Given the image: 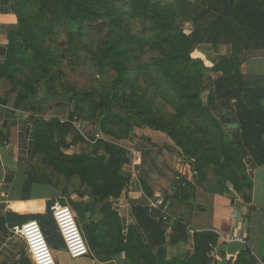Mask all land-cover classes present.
Wrapping results in <instances>:
<instances>
[{
  "label": "trees",
  "instance_id": "trees-1",
  "mask_svg": "<svg viewBox=\"0 0 264 264\" xmlns=\"http://www.w3.org/2000/svg\"><path fill=\"white\" fill-rule=\"evenodd\" d=\"M188 1L192 3L189 8L180 0H2L17 23L8 30V44L0 48V101L6 100L15 109L38 115L41 111L38 87L45 84L54 91L63 60L78 56L83 50L98 73L113 72L111 101L120 102L140 125L145 122L144 126L164 134L172 142L173 152L195 158L196 168L192 171L196 172L200 186L212 183L211 170L218 190L210 191H250L252 180L244 157L225 147L224 134L220 133L215 148L210 147L198 129L186 121L202 125L210 116L201 97L208 73L234 72L242 79L238 72L242 62L264 54V0ZM187 23L192 27L186 26ZM201 43L211 44L214 49L222 43L231 44V54L221 57L213 66H206L203 60L191 55ZM150 71L163 79L173 113L156 106L147 90L138 86L140 76ZM218 90H223L220 97L226 101L237 100L238 111L227 124L237 123L238 128L225 127L226 131L239 134V145L250 155L253 164H264V105L261 104L264 88L243 81L233 88L219 86ZM66 96L69 104L74 105L67 121L30 116L34 124L33 153L41 151L42 161L52 166L58 176L78 177L80 184L88 188L87 196L92 199L89 206L101 213L96 223H84L88 205L75 202L65 189L61 188L62 198L58 200L72 210L83 237L98 243L107 234L109 245L114 247L112 253L124 252L127 264H208L217 241L212 231L192 230L187 223H176L171 242L191 236L194 253L183 260H166L153 252L164 243L162 213L156 219L147 207L135 205L131 210L134 221L124 224L125 210L112 201L120 198L129 180L123 170L129 162L127 151L109 140L99 139L89 151L63 152V148L76 144L66 136L78 120L79 112L88 105L93 112L97 109L87 91L71 89ZM214 99L210 92L209 106ZM104 111L101 128L106 134L110 132L104 128L111 124L125 123L126 135L140 128L128 122L127 117L110 112L108 104ZM213 123L215 129L220 128L217 120ZM55 131L59 135L55 136ZM79 138L83 141L80 134ZM0 141L5 142L1 136ZM30 166L24 182L26 188L32 183H52L33 162ZM182 182L188 185L187 180ZM243 198L249 200V194ZM34 220L52 248L46 227ZM49 225L63 244L52 217ZM97 229L100 232L96 235Z\"/></svg>",
  "mask_w": 264,
  "mask_h": 264
},
{
  "label": "crops",
  "instance_id": "crops-1",
  "mask_svg": "<svg viewBox=\"0 0 264 264\" xmlns=\"http://www.w3.org/2000/svg\"><path fill=\"white\" fill-rule=\"evenodd\" d=\"M180 2L187 8L192 5L188 0ZM16 23L15 15L0 0V48L8 44V30ZM187 26L191 28L192 24L187 23ZM194 53L214 65L219 58L230 56L231 44L222 43L213 49L211 44L201 43L195 47ZM238 72L242 79H246V85L264 88V54L245 59ZM0 136L5 140L4 143L0 141V264H33L23 238L12 228L34 219L46 227L50 248L58 264H127L124 252L112 253L114 247L109 245L107 234H103L98 243L84 237L88 255L73 259L67 254L58 234L49 225L51 217L45 213L46 200L62 198L61 188L54 183H32L29 189L25 187V178L33 162L34 124L27 112L15 109L6 100L0 101ZM133 141L138 147L128 148L137 153L136 164L131 166L127 154L129 162L125 165L127 170L125 166L123 170L129 180L120 198L112 203L125 210L122 216L125 225L134 221L131 210L135 205L147 207L156 219L162 212L167 214L168 219L162 224L164 243L153 250L156 256L183 260L194 253L191 236L171 242L172 231L167 226L174 227L180 222L187 223L192 230L216 233L217 241L209 254L208 264H232L234 261L264 264V164L251 163L252 186L247 191L249 200H246L231 192L210 191L200 186L196 172L190 170L184 157L173 152L172 142L163 134L150 129V137L145 143ZM132 168L137 180L130 183ZM183 179L188 185H184ZM87 194L80 196L76 193L71 198L88 205L84 220L88 225L98 222L101 213L89 206L92 199ZM155 196L163 199L162 208L150 205L149 199ZM98 232L95 230L96 235ZM236 236L243 237L246 243L232 239Z\"/></svg>",
  "mask_w": 264,
  "mask_h": 264
},
{
  "label": "rangeland",
  "instance_id": "rangeland-1",
  "mask_svg": "<svg viewBox=\"0 0 264 264\" xmlns=\"http://www.w3.org/2000/svg\"><path fill=\"white\" fill-rule=\"evenodd\" d=\"M80 52L81 54L78 56H69V58L63 60L60 69V78L55 81L56 87L54 91H50L45 84H41L38 87V100L41 106L40 113L38 115H34L32 112L27 113L34 119L41 118L46 120L67 121L70 117V112L74 110L73 103L69 104L67 101V92L71 89L77 91H87L92 95V100L97 106V109L93 112L91 106L88 105L84 108L83 112H79L78 120L73 122L70 132L66 136L68 140H74L76 144L68 149L63 148V152L73 154L92 149L90 144H87L79 138V133L75 127L77 122H84L85 125H88L92 130H98L103 139L113 142L125 151L127 150L126 147L136 149V147H138L137 142L133 143V140H139L140 142L145 143L146 138L150 137V127L144 126L145 122H143L144 125H140L135 115H128L127 109L125 107L122 108L119 105L121 104L120 102H116L114 100L111 101L112 94H114L113 87L111 86V81L114 77L113 72H106L103 74L98 73L86 52H83V50ZM191 55L193 58L199 59L194 51ZM201 60H203L206 66L210 67V61L205 59ZM243 81H246V79H240L236 74H234V72L228 75H218L213 72L208 73L204 80L201 97L203 104L209 108L210 116L202 125L198 122H192L191 120L186 121V123L188 125L190 124L193 128L198 129L197 132H199L205 140H208V145L213 148H215L216 144H218L220 133H223L225 147L233 154L244 157V164L247 173L250 175L249 169L252 163L251 157L249 154L245 153L243 148L239 145L241 141L239 134L226 131L225 128V125L229 120H234V115L238 111L237 100L232 98L229 101H226L224 98L220 97L223 90H218L219 86L233 88L238 86L239 83ZM138 86L147 90V93L153 98L156 106H160L163 111L170 114L174 112L165 83L155 72L150 71V73L141 75ZM210 92L215 95V99L213 104L209 106L208 94ZM106 104H108V110L110 112H116L127 117L128 122H132L140 126V128H135L134 134L129 133L126 135L127 125L125 123H118L114 125H107L104 129L108 130L110 134L104 133L101 128V121L106 114L104 111ZM213 120H217L219 122V129L214 128ZM57 135H59V133L55 131V136ZM40 152L41 151H37L33 153L32 161L37 168H39L41 173L49 176L52 183L58 184L60 188L65 189L66 192L69 193L70 197L71 195L76 196V193L80 196L84 193H88V188H84V185L80 184L78 177H66L63 175L58 176L52 166H49L42 161L43 155ZM181 157L186 159L187 165L191 171L196 168V161L194 157L191 155H182ZM143 159L142 163L144 162ZM125 169L127 170L126 166ZM209 175L212 179V183L207 182L205 185L206 188H203L207 190H218L217 184L213 182L215 176L211 170L209 171ZM230 192L231 194H236L241 198H243L244 194H247V190H243L242 192Z\"/></svg>",
  "mask_w": 264,
  "mask_h": 264
},
{
  "label": "built area",
  "instance_id": "built-area-1",
  "mask_svg": "<svg viewBox=\"0 0 264 264\" xmlns=\"http://www.w3.org/2000/svg\"><path fill=\"white\" fill-rule=\"evenodd\" d=\"M75 127L83 141L87 144L93 145L97 140L103 139L99 131L92 130L88 125H85L84 122H77ZM126 149L131 158V166L134 167L136 164L137 153L128 147H126ZM133 180H137V175L134 168H132L130 174V183H132ZM149 202L152 207L158 209L162 208L163 206V199L159 196L149 199ZM50 210L52 212L51 217L57 226V230L63 240L67 254L73 259L88 255V246L80 231L72 210L68 206L62 205L58 200H54ZM167 219V214L162 212V220L167 221ZM12 229L15 234L23 238L33 264L57 263V260L47 243L42 229L36 220H28L24 223H21L20 225L14 226ZM167 229L172 231V226L168 225ZM232 239L241 243H246L245 239L241 236H236Z\"/></svg>",
  "mask_w": 264,
  "mask_h": 264
},
{
  "label": "water",
  "instance_id": "water-1",
  "mask_svg": "<svg viewBox=\"0 0 264 264\" xmlns=\"http://www.w3.org/2000/svg\"><path fill=\"white\" fill-rule=\"evenodd\" d=\"M261 104L264 105V99L261 100ZM226 128L227 129H237L238 128V124L237 123H231V124H227L226 125ZM54 203V200L53 199H49V200H46L45 202V213L51 217L52 216V212L50 210V207L51 205ZM58 264V263H56Z\"/></svg>",
  "mask_w": 264,
  "mask_h": 264
}]
</instances>
